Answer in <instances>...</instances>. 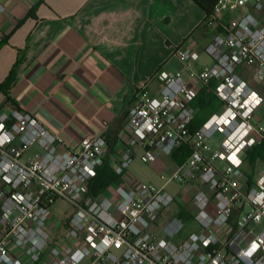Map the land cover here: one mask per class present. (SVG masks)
Wrapping results in <instances>:
<instances>
[{"label": "built area", "instance_id": "2783aa9c", "mask_svg": "<svg viewBox=\"0 0 264 264\" xmlns=\"http://www.w3.org/2000/svg\"><path fill=\"white\" fill-rule=\"evenodd\" d=\"M203 25L212 40L201 48L187 38L181 70H160L159 96L144 92L131 108L128 151L108 161L120 178L110 196L86 197L107 158L104 137L72 149L33 114L0 110V264H264V160L255 177L244 171L264 140V92L252 85L264 87V0H219ZM203 53L212 64L195 69ZM205 89L222 106L191 133ZM216 133L224 140L211 148ZM185 144L190 156L160 175L161 188L131 172L134 148L150 164ZM172 183L179 195L166 190ZM59 201L72 209L65 220L53 211ZM175 202L193 203L198 226L179 244L177 218L162 237L150 232Z\"/></svg>", "mask_w": 264, "mask_h": 264}, {"label": "crops", "instance_id": "0c3cea01", "mask_svg": "<svg viewBox=\"0 0 264 264\" xmlns=\"http://www.w3.org/2000/svg\"><path fill=\"white\" fill-rule=\"evenodd\" d=\"M2 1L0 83L17 63L19 68L9 99L0 92V110L33 114L72 149L85 137L102 136L108 161L128 151L133 105L144 92L159 96L158 72L181 70L176 50L191 36L201 48L214 36L203 25L206 13L192 0ZM252 85L264 92L262 85ZM133 152L131 167L144 150ZM168 157L166 167L174 172L181 164ZM260 166L245 164L251 177ZM195 212L193 203L175 202L150 232L162 237L177 218L185 225L172 238L179 244L198 230ZM61 215V220L68 216Z\"/></svg>", "mask_w": 264, "mask_h": 264}, {"label": "trees", "instance_id": "16d2710c", "mask_svg": "<svg viewBox=\"0 0 264 264\" xmlns=\"http://www.w3.org/2000/svg\"><path fill=\"white\" fill-rule=\"evenodd\" d=\"M197 6H199L206 16L213 14L214 7L219 0H192ZM19 63L9 73L7 79L0 83V92H2L7 99L8 91L16 81L18 75ZM222 106V103L215 97V95L209 90L205 89L201 92L198 98L193 102V107L197 111L195 119L190 127L191 133H194L199 127L208 120L215 112H217ZM191 154L190 144L180 146L172 153V158L175 162L183 164L186 162ZM264 160V140L260 145L251 148L248 151V163L251 166ZM120 182V178L114 173L109 165L108 160H105L104 164L97 169L96 177L90 182L88 187L87 198L97 199L105 191ZM184 215V210L181 212V217Z\"/></svg>", "mask_w": 264, "mask_h": 264}, {"label": "rangeland", "instance_id": "374dc122", "mask_svg": "<svg viewBox=\"0 0 264 264\" xmlns=\"http://www.w3.org/2000/svg\"><path fill=\"white\" fill-rule=\"evenodd\" d=\"M212 64L211 59L206 53H203L201 56V59L195 64L194 68L195 69H202L205 66H209ZM224 140V136L221 133H216L213 138L208 142V145L211 148H219L221 143ZM141 157H139L134 164L132 165L131 169L138 174L140 180L144 182H151L154 185H156L158 188H161L164 183L160 179V175L162 173H172L166 167V163L169 161V157L166 154H161L158 158V160L155 163H150V164H144L141 160ZM244 171L249 172V169L244 166ZM181 185L177 183H172L168 185L166 190L172 194L176 195L178 191L181 189ZM106 195L110 196L111 191L109 190ZM53 211L56 214L57 217L62 216L61 214H68L70 215L72 213V209L68 204L65 202L59 201L57 204L54 205Z\"/></svg>", "mask_w": 264, "mask_h": 264}]
</instances>
